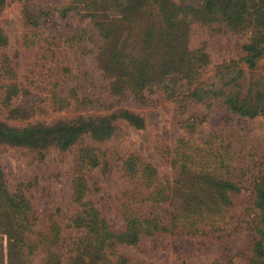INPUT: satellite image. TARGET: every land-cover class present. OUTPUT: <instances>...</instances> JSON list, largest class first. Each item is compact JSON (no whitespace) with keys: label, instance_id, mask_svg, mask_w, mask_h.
Returning <instances> with one entry per match:
<instances>
[{"label":"rangeland","instance_id":"374dc122","mask_svg":"<svg viewBox=\"0 0 264 264\" xmlns=\"http://www.w3.org/2000/svg\"><path fill=\"white\" fill-rule=\"evenodd\" d=\"M206 1L0 0V264L252 263L264 116L225 100L264 99V0Z\"/></svg>","mask_w":264,"mask_h":264},{"label":"trees","instance_id":"16d2710c","mask_svg":"<svg viewBox=\"0 0 264 264\" xmlns=\"http://www.w3.org/2000/svg\"><path fill=\"white\" fill-rule=\"evenodd\" d=\"M217 1V0H216ZM214 0H207L205 4V10L209 11L212 9V5L214 4L216 6V3ZM241 11H244L242 9ZM240 11V12H241ZM242 14V12H241ZM264 14V12H263ZM233 15L226 14V19L231 18ZM264 39V36H262ZM261 41L264 42V40L261 39ZM259 42L255 40L252 43L244 45V49L246 51L245 53V62L248 63L249 66L254 65L255 59L260 56L261 49L259 48ZM226 104L229 106V108L238 113L242 116H248V117H254L257 115L258 110H260V113L264 116V99L256 96L255 97V104H241L239 100L232 96H227L225 100ZM19 108H16L14 110H10L11 112L16 113ZM134 123L138 124V118H131ZM44 126V127H42ZM84 126L82 124H70V125H64V124H55V125H41V126H35L32 125L30 128H26L23 133L25 134H18L20 137H42V138H50L52 141H56L62 144V146H67L73 141H75L78 136L83 132ZM58 143V144H59ZM82 193H80L81 195ZM79 195V197H80ZM13 195L10 194V203L15 208L16 203L15 200L12 198ZM260 204H264V191L260 192L259 198H258ZM19 202L17 203V210H22V207H19ZM98 214L95 211H83V213L78 214L76 217V223L79 224V226L88 228L87 233L89 231V234L95 233L97 236V244L101 249H104L106 246L109 245L110 241V233L106 231V226L104 224V220L100 219V222H98ZM86 234V233H85ZM109 235V236H108ZM112 236V235H111ZM121 237H126L125 234H122ZM120 238V236H119ZM79 243H81V240L77 242V246L79 247ZM254 252L256 253L255 258L253 259L251 264H258L262 259H264V234L256 241L254 244ZM80 261V260H79Z\"/></svg>","mask_w":264,"mask_h":264}]
</instances>
